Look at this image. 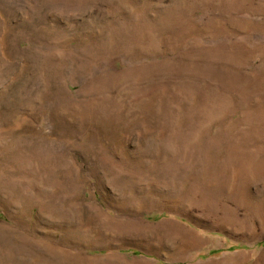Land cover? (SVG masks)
<instances>
[{
	"label": "rangeland",
	"instance_id": "1",
	"mask_svg": "<svg viewBox=\"0 0 264 264\" xmlns=\"http://www.w3.org/2000/svg\"><path fill=\"white\" fill-rule=\"evenodd\" d=\"M0 264H264V0H0Z\"/></svg>",
	"mask_w": 264,
	"mask_h": 264
}]
</instances>
